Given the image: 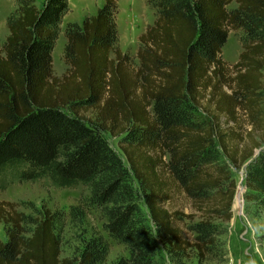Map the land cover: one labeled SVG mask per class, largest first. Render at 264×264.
<instances>
[{"label":"trees","instance_id":"trees-1","mask_svg":"<svg viewBox=\"0 0 264 264\" xmlns=\"http://www.w3.org/2000/svg\"><path fill=\"white\" fill-rule=\"evenodd\" d=\"M145 1L156 19L139 36L138 64L119 44L118 0L66 25L62 76L53 49L69 0H14L0 43V190L43 176L60 187L91 185L105 230L130 249L116 264H154L159 244L214 253L223 224H193L192 240L178 222L195 215L171 204L185 193L230 221L232 168L246 167L245 197L264 206V0H235L233 9V0ZM231 30L243 33L234 63L222 56ZM107 133L120 137L126 162ZM56 222L50 209L32 218L0 200L8 237L0 264L105 261L103 236L91 237L80 257H62Z\"/></svg>","mask_w":264,"mask_h":264},{"label":"rangeland","instance_id":"rangeland-1","mask_svg":"<svg viewBox=\"0 0 264 264\" xmlns=\"http://www.w3.org/2000/svg\"><path fill=\"white\" fill-rule=\"evenodd\" d=\"M43 1L37 0L38 6H42ZM103 4L104 0H69V11L62 19L61 29L53 49V65L56 75L62 76L68 68L64 59L67 42L66 25L69 22L82 24L85 17L96 14ZM118 4L119 12L116 15V21L120 35L119 44L122 50L129 53L133 61L138 64L137 51L140 45L138 37L140 33H135L134 26L137 20H141V17L143 21L145 19L149 21L148 18L151 20L153 11H148L149 13L143 11L142 0H118ZM237 5L233 0L228 8L233 9ZM15 8L14 0H0V43H3L9 34L6 18ZM242 34L241 31H230L228 40L222 49V56L226 61L234 63L236 62L234 60L239 58L240 52L243 51V40L240 38ZM86 114L94 118L92 110ZM106 137L126 162L125 155L118 146L120 137H113L109 133ZM245 169L246 167L232 168L233 176L237 180V191L232 204L233 215L228 222L222 221L220 217H215L213 214L211 216L208 209H201L202 205L185 193L175 195L174 203L171 204L174 208L195 215L194 218H183L178 222L186 237L192 240H195L197 236V233L191 229L193 224L201 220H209L211 217H213L212 222L223 224L225 232L218 235L221 244L216 246L214 253L204 258L196 249L189 250L185 254H177L170 252L163 244H159L154 264H264V206L246 199ZM134 185L138 186L136 180H134ZM92 195L91 185L77 184L60 187L54 185L50 178L45 176L34 180H13L6 188L0 190V200L14 202L18 211L32 218L39 217L45 209H50L55 213L56 233L61 241L62 257H80L86 242L91 237L103 236L108 242L109 249L105 261L101 264H116L122 258H129L128 245L114 239L105 230L107 218L104 206L96 204ZM139 203L149 224L154 227L144 201L140 199ZM27 228L32 229L33 225L28 224ZM7 239L6 225L1 223L0 241L5 242ZM222 246L227 251L224 257L221 256Z\"/></svg>","mask_w":264,"mask_h":264},{"label":"crops","instance_id":"crops-1","mask_svg":"<svg viewBox=\"0 0 264 264\" xmlns=\"http://www.w3.org/2000/svg\"><path fill=\"white\" fill-rule=\"evenodd\" d=\"M143 1V6H144V9H143V11H147V13H149L148 11H153L152 12V14H153V18L150 20V18H148V20L149 21H143L142 20V17H141V20H137L136 22V24H135V26H134V31H135V33H140L139 35H141L143 32H145L146 31V29H147V26L149 25V24H153L154 23V21H155V19H156V15H155V10L154 9H151L150 7H149V5H147V3L145 2V0H142ZM237 7V6H236ZM235 7V8H236ZM143 13H145V12H143ZM142 15H145V14H142ZM141 15V16H142ZM139 23H142L141 25H139ZM137 24L139 25V26H137ZM139 37V36H138ZM237 59H238V57L236 58V60H234V61H237ZM234 61H232V62H234Z\"/></svg>","mask_w":264,"mask_h":264},{"label":"water","instance_id":"water-1","mask_svg":"<svg viewBox=\"0 0 264 264\" xmlns=\"http://www.w3.org/2000/svg\"><path fill=\"white\" fill-rule=\"evenodd\" d=\"M261 150H262V148L257 149V150H256V155H258V154L260 153Z\"/></svg>","mask_w":264,"mask_h":264}]
</instances>
